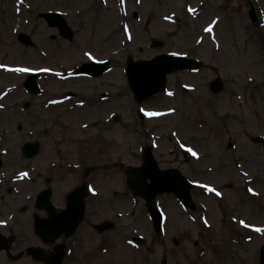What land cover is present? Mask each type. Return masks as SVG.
Wrapping results in <instances>:
<instances>
[{"label":"rangeland","instance_id":"1","mask_svg":"<svg viewBox=\"0 0 264 264\" xmlns=\"http://www.w3.org/2000/svg\"><path fill=\"white\" fill-rule=\"evenodd\" d=\"M184 2L190 4L188 11L183 8ZM252 2L264 13V0ZM144 3L156 6L153 14L157 17L156 22L147 13L146 18L154 22L152 27L147 30L132 27L129 30L131 41L125 42V38L118 35L117 13H99L93 0H0V65L4 66L0 67V93L10 91L5 100L9 105L21 103L19 101L30 104L27 115L21 113L22 108L0 113V131L8 128L9 136H13L3 141L0 148L11 142L40 143L37 135L23 136L24 132L18 130L20 121H27L30 130L36 133L47 129L49 133H57L62 140L66 138L60 128L65 123L69 126L68 118L58 126H51L48 121L56 115L54 111L45 110L42 104L36 103L39 102L36 97H25L23 85L28 75L42 74L40 83L48 86L49 95L67 89H84L86 81L61 87L60 83L51 81L54 78H49L43 69L74 68L87 62L86 52L98 58L113 57V70L101 79L109 82L108 92H114L112 97L115 100L108 113L124 118L121 121L124 130H118V122L108 127L100 123L99 128L106 127L103 133H108L94 136L88 144L96 145L103 140L99 148L107 150L110 155L109 179L101 182L104 183L99 187L102 196L92 202L95 209L93 222L108 220L115 225L107 231L106 242L96 237L90 239V248L94 251L85 264H261L260 251L264 248V145L257 143L256 137L264 136V51L260 34L249 20L250 4L247 0H154ZM90 5L92 9L86 12ZM196 7H200V11L193 16L190 10ZM58 8L68 10L66 22L75 32L73 41L63 39L57 29L50 28L40 17L42 12ZM69 10L74 11L69 14ZM21 33L30 37L31 45L26 46L19 40ZM198 37L207 39L202 53L206 56L207 66L199 75L171 73L167 82L170 89H179V97L172 99L166 94H157L144 102L142 106L148 113H155L151 116L156 120L141 123L137 119V102L122 74L125 63L120 57L135 60L154 57L159 51L142 53L139 48L150 41H159L169 44L170 49H175L176 45L177 49H182L186 44L190 47V42ZM210 38L222 43L221 51L213 53ZM122 46L126 49L118 56L117 50ZM17 68L33 71L21 72L16 71ZM216 74L220 75L224 85L213 95L210 82ZM186 81L197 88L199 86L198 91L190 94L181 91L180 84ZM59 111L55 110L57 115ZM198 123L205 124L203 130L198 128ZM149 130L162 138L158 151L154 153L160 166L180 168L195 184L191 192L197 206L195 210L181 207L170 194L160 196L167 214L161 234L152 226L145 201L132 195L124 186L125 174L121 166V163L140 160L137 145L149 144ZM172 131H176L177 137L187 139V144L204 155L205 171H201L198 161L191 157V161H185L172 138ZM92 132L96 131L93 129ZM195 132L198 134H193ZM66 134L80 136L81 132ZM64 141L62 148L65 144L66 148H71L70 143ZM230 141L235 144V151H229ZM162 150L178 152L162 158ZM3 160V165L7 166V157ZM236 161L240 170L235 166ZM210 165L216 169L208 171ZM2 170L7 171L6 167ZM245 177L255 180L247 185ZM83 179L82 172L75 173V178L64 190L73 188ZM203 181L214 183L216 187H202L200 183ZM213 188L216 191H212ZM28 190L34 191L32 187L26 188ZM102 199H105L103 203ZM139 199L141 205L136 208L134 202ZM15 232L18 233L16 244L19 247L38 243L32 234L30 241L25 243L24 231L18 229ZM135 237L142 238L144 243H133ZM102 245L105 249L96 251ZM1 260L5 262L7 259ZM9 262L34 264L31 259ZM65 264H71L70 259Z\"/></svg>","mask_w":264,"mask_h":264},{"label":"flooded vegetation","instance_id":"2","mask_svg":"<svg viewBox=\"0 0 264 264\" xmlns=\"http://www.w3.org/2000/svg\"><path fill=\"white\" fill-rule=\"evenodd\" d=\"M147 1L152 2L154 0H93V3L98 6L99 13H117L118 21L116 22V27L123 30L125 27H140L143 29L152 27L154 24L152 19H155V22L157 19L156 15H153L156 6L154 4H145L144 2ZM254 1L259 3V0ZM187 6L189 4L184 2L183 8L185 7V10ZM91 9L92 5L86 7V12ZM57 11L65 13L68 10L58 8ZM73 11L69 10V14ZM147 13L152 19L146 18ZM261 15L262 17L264 16L263 13ZM73 20L76 23L78 22L77 19ZM260 37L264 51V29L261 30ZM190 43V47L186 44L182 49H177L178 45H176L175 49H170L169 44L162 43L161 48L165 52L175 51L188 57L205 60L206 56L202 55V53L205 50L207 42L201 38H195ZM210 45L213 53H217L222 49V43L219 41L217 44L210 42ZM125 49V46H122V48L117 50V55L120 56ZM139 51L142 53L147 52L144 47L139 48ZM120 59H123L125 63L122 68V74L125 78L128 58L121 56ZM204 69L203 65L202 68L197 70H183L176 73L199 75ZM61 71L66 72L64 69H61ZM65 74H62L61 78L54 76L55 78L51 79V81L60 83L61 87L71 82L86 81V84L83 85L84 89H67L60 93L52 92L49 95L48 86L43 85L41 91L36 94L39 99V102L36 101V103L42 104L45 110L51 112L53 110L56 114L48 121L51 126H58L64 122L63 119L68 118L69 126L65 123L60 128L62 136L66 135V138L62 140V137H58L57 133H49L46 131L47 129L36 133L30 130L27 126V121H20L18 123V130L24 132L23 136L28 138L29 136L37 135L40 138V143L27 141L19 144L11 142L3 146L4 148H0V248H4L0 250V259H7L5 262L1 260L0 264H10L9 261H16L18 259H31L34 264H54L65 250L67 254L64 257L63 264L66 263L67 259H70L71 264H85L88 261L86 259L89 255L91 257L94 251L90 248V239L96 237L102 242L103 240L105 242L107 240L106 235L108 232L100 231L102 230V225L108 220L99 223L93 222L95 209L92 202H94V198L102 196L99 187H102L104 183L101 184V182L109 179L108 170L110 163L108 157L110 155L107 150L103 151V149L99 148V145L103 144V140H100L99 144L96 145H90L88 142L98 134L105 136L108 132L103 133V130L106 131V127L113 124V122H118V130H124L121 122L124 118L120 119L119 116L115 115L109 116V107L115 99L109 97V82L101 79L106 74L97 77L92 74L66 77ZM186 84L194 87L192 91L188 89L184 90L183 92L186 94H190L191 92L196 93L199 89V86L197 88V85L191 82L186 81ZM24 91L25 97L27 95L29 98L30 94L28 90L24 88ZM211 106L214 107L215 105L212 104ZM21 108V113L27 115L30 108L29 102L21 101V103L16 102L12 105L5 103L4 106L0 107V113H7L8 110H20ZM56 109L60 110L58 115L55 112ZM93 114L97 115V117H93ZM137 119L142 123L140 118ZM94 121L97 123L96 127H92ZM100 123L107 126L105 128L100 126L99 128L98 125ZM86 124L87 126H85ZM93 129L96 132H92ZM76 131H80L81 135L66 134ZM9 134L8 128L0 131V144L9 138L12 139L13 136L10 137ZM150 136L151 134H148V139L152 141ZM64 140L70 143L71 148H66V144L62 148V144L65 143ZM156 140L159 142L161 139ZM31 143L38 146L27 145ZM49 143H51L50 147ZM87 145L91 148L88 149ZM75 146L79 148H75ZM137 146L140 160L132 162V164L141 166L144 162V154L147 151L146 146L148 145L146 143L143 148H141V144ZM235 150L234 148L229 149L231 152ZM151 151L155 153L153 149ZM177 152V150H168L166 152L162 150L160 156L162 158L172 157ZM180 152L185 161H191L187 152L181 150ZM199 153L200 156L197 161L200 167L204 168L206 166L203 163L204 155L201 152ZM5 157H7V166L3 165ZM157 162L159 164L158 160ZM237 164L236 161V167ZM5 167L7 171L2 170ZM122 168L125 174L124 186L127 187V172L124 166ZM161 168L170 169L178 167ZM210 168L216 169L215 166L211 165ZM77 172H82L84 179L74 187L72 186L73 188L65 191V186L70 180L75 178V173ZM95 173H98V175H94ZM252 180L254 181L255 179L252 178ZM148 182L150 183L149 180ZM29 187H32L34 191H26V188ZM13 195H16V197ZM72 195H74L73 200ZM104 201L105 199H102L101 202L103 203ZM83 210L84 213L81 215ZM18 220L19 223H17ZM37 222H41L43 231L37 229ZM14 229L24 231L25 239L22 238L24 239L23 242H29L32 234L33 239L38 243L36 245L19 247L16 244L18 233ZM31 249L39 251L40 257L29 252ZM104 249L102 245L96 251L99 252ZM14 253L16 254L13 255ZM39 258L43 261H40L41 259ZM8 259L10 260L8 261ZM47 259H51L52 263L47 261Z\"/></svg>","mask_w":264,"mask_h":264},{"label":"water","instance_id":"3","mask_svg":"<svg viewBox=\"0 0 264 264\" xmlns=\"http://www.w3.org/2000/svg\"><path fill=\"white\" fill-rule=\"evenodd\" d=\"M43 16L48 19L51 26L57 25L56 14H46ZM58 19L60 20L61 17H58ZM58 24L63 35L68 38H71V32L69 31V29H67V26L63 23L60 24V22H58ZM20 40L26 45L32 44L31 39L27 35H21ZM176 58L177 57L162 56L151 62L139 63L141 73L135 71V67H130V69H132L129 73L130 82L134 92L136 93L140 101L151 97L157 92L165 90L167 80L166 75L169 73V71L180 67L179 65L181 63L177 62ZM36 78L37 76H32L26 83L32 92L38 90ZM215 85L219 86L220 82H216ZM150 156L152 155L148 153V160L153 158ZM128 171L132 176L136 174L137 180L141 182L139 184L134 183L131 176L129 185L131 190L143 195L147 199L149 210L154 216V225L158 231H160L161 218L157 214V210L155 207V198L159 194L174 193L186 205L194 206L190 192L192 185L186 179H184L183 184L177 183L176 180L178 179L175 175H173V173H169L167 171L158 172L157 167L150 166L149 163L146 167H143L141 169H128ZM147 178H150L153 181V184L151 186L146 185L145 181ZM73 199L74 195H72V200ZM37 225L41 230H43V226L40 223H38ZM107 226L109 228H112V224H108ZM64 255L65 253L63 252L62 257ZM262 264H264V251L262 252Z\"/></svg>","mask_w":264,"mask_h":264},{"label":"snow or ice","instance_id":"4","mask_svg":"<svg viewBox=\"0 0 264 264\" xmlns=\"http://www.w3.org/2000/svg\"><path fill=\"white\" fill-rule=\"evenodd\" d=\"M191 11H195V9H191ZM210 30L211 29H209V31ZM89 55H91V54L89 53ZM174 55H179V53H174ZM0 67H4V66L3 65H0ZM15 70L16 71H21V72H30V71H33V69H30V68H17ZM43 71H50V69H43ZM154 114L155 113H151V112L148 113V115H154ZM188 150L191 151L193 153V155H198L193 149L189 148ZM25 175H27V174L25 173ZM211 190L212 191H216L214 188L211 189ZM258 230H260V229H258Z\"/></svg>","mask_w":264,"mask_h":264}]
</instances>
